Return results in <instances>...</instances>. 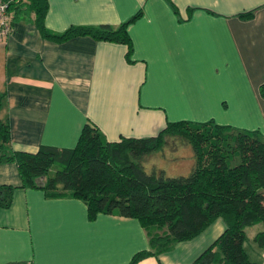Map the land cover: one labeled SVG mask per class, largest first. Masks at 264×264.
<instances>
[{"label":"crops","instance_id":"0c3cea01","mask_svg":"<svg viewBox=\"0 0 264 264\" xmlns=\"http://www.w3.org/2000/svg\"><path fill=\"white\" fill-rule=\"evenodd\" d=\"M48 2L46 24L59 33L119 26L140 13L128 27L132 52L91 36L48 40L33 13L14 21L11 35L0 40L1 117L14 151L72 148L87 123L109 141L156 136L183 120H214L264 136V0ZM249 10L253 16H241ZM190 146L173 157L180 160L170 167L174 173L193 169ZM2 185L15 189L11 206L0 208V264H129L151 250L150 232L138 218L92 217L82 199L24 186L17 163L0 153ZM225 228L218 218L198 236L137 264H193ZM251 252L264 264V248Z\"/></svg>","mask_w":264,"mask_h":264},{"label":"trees","instance_id":"16d2710c","mask_svg":"<svg viewBox=\"0 0 264 264\" xmlns=\"http://www.w3.org/2000/svg\"><path fill=\"white\" fill-rule=\"evenodd\" d=\"M48 10V0H13L9 7L13 22L33 13L48 40L91 36L128 45L130 56L128 27L140 13L119 26H71L59 33L46 24ZM253 13L249 10L241 16L250 18ZM261 94L264 97V84ZM5 96L0 93L1 160L17 163L24 186L44 189L50 196L82 199L92 217L108 213L138 218L150 232L151 250L138 253L129 264L198 236L218 218L226 224L224 232L193 264H259L250 258L245 243L249 227H264V136L260 131L214 120H183L170 122L156 136L109 141L96 125L87 123L72 148L14 151L10 125L1 117ZM174 136L184 137L193 148L191 172L168 176L162 169L148 171L142 159L162 151L167 138ZM14 189L0 186V208L11 206ZM154 226L158 231L151 233ZM254 241L264 248V228Z\"/></svg>","mask_w":264,"mask_h":264},{"label":"rangeland","instance_id":"374dc122","mask_svg":"<svg viewBox=\"0 0 264 264\" xmlns=\"http://www.w3.org/2000/svg\"><path fill=\"white\" fill-rule=\"evenodd\" d=\"M174 137H177V139L176 138L175 139L173 138L172 140L169 139L168 145L162 151L153 152L149 155H146L142 159L143 164L148 171L162 169L165 171V173L168 176H178V175H188L189 174V171H187L185 174L183 173L177 174L172 171V168H170L172 167V165H174V163L180 162V160L178 159L176 160V158H173V157L181 156L183 152L187 154L188 147L190 145V143L187 140H185L184 137L182 136L181 137L174 136ZM176 140L178 143H176ZM188 160L189 158L186 157L182 160V162H186ZM263 228H264L263 225L259 224V225L249 227L247 229L248 239L245 243V246L251 255H253L251 250L258 248L257 243L254 241V235L260 230H262ZM151 230L153 231V232L151 231V233H155L158 231V227L154 226L151 228Z\"/></svg>","mask_w":264,"mask_h":264},{"label":"built area","instance_id":"2783aa9c","mask_svg":"<svg viewBox=\"0 0 264 264\" xmlns=\"http://www.w3.org/2000/svg\"><path fill=\"white\" fill-rule=\"evenodd\" d=\"M13 0L0 1V40L5 41L12 33L13 15L9 11Z\"/></svg>","mask_w":264,"mask_h":264}]
</instances>
